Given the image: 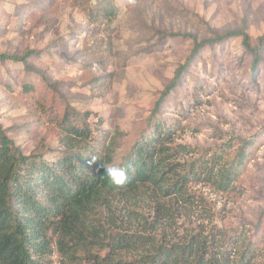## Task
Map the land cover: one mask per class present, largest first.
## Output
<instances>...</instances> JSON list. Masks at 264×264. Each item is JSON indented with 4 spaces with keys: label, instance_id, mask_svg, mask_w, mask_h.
Listing matches in <instances>:
<instances>
[{
    "label": "rangeland",
    "instance_id": "1",
    "mask_svg": "<svg viewBox=\"0 0 264 264\" xmlns=\"http://www.w3.org/2000/svg\"><path fill=\"white\" fill-rule=\"evenodd\" d=\"M237 29L257 45L264 0H0V53L31 52L24 62L0 59V128L24 154L52 160L63 113H86L94 130L125 133L117 159L150 131L154 103L194 42ZM241 40L205 44L155 115L172 145L195 150L169 160L176 170L163 188L195 158L221 154L216 166H231L244 148L230 189L193 179L184 194L165 195L156 186L127 209L136 210L130 227L144 234L185 242L221 230L254 248L250 264H264V43L252 71ZM23 83L34 91L21 93ZM50 260L58 264L56 251Z\"/></svg>",
    "mask_w": 264,
    "mask_h": 264
},
{
    "label": "trees",
    "instance_id": "2",
    "mask_svg": "<svg viewBox=\"0 0 264 264\" xmlns=\"http://www.w3.org/2000/svg\"><path fill=\"white\" fill-rule=\"evenodd\" d=\"M233 35L241 36L244 49L250 53L251 70L259 68L264 35L256 46L243 29L194 42L191 53L178 65L154 103L150 131L117 159L115 149L125 133L117 128L113 133L94 130L86 113H63L58 122L62 148L52 160L42 154H24L0 128V264H52L50 257L55 251L58 264H250L254 248L248 242L240 246L235 238L228 242L225 231L194 232L185 242L168 240L164 234L157 237L132 229L136 210L127 209L138 194L154 193L151 189L182 195L185 185L194 179L227 191L237 178L239 166L246 159L244 148L231 166H216L223 159L221 154L195 158L187 164L186 172L163 188L165 174L176 170L169 160L195 150L183 144L172 145L171 132L155 121L158 105L178 84L188 61L205 44ZM30 53H0V59L24 62ZM32 91V84L23 83L21 93ZM113 163L127 170L122 185L113 184L101 166ZM161 206H153L155 212ZM137 253L138 258H133Z\"/></svg>",
    "mask_w": 264,
    "mask_h": 264
},
{
    "label": "clouds",
    "instance_id": "3",
    "mask_svg": "<svg viewBox=\"0 0 264 264\" xmlns=\"http://www.w3.org/2000/svg\"><path fill=\"white\" fill-rule=\"evenodd\" d=\"M92 161H95V158H93ZM101 166L104 168V173L113 184L122 185L125 183L127 179V170L122 167L120 163L102 164Z\"/></svg>",
    "mask_w": 264,
    "mask_h": 264
}]
</instances>
